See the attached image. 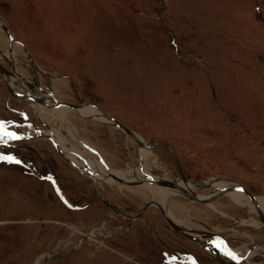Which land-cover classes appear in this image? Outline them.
Listing matches in <instances>:
<instances>
[{"label": "rangeland", "instance_id": "1", "mask_svg": "<svg viewBox=\"0 0 264 264\" xmlns=\"http://www.w3.org/2000/svg\"><path fill=\"white\" fill-rule=\"evenodd\" d=\"M0 20L21 46L0 27V57L15 59L0 63L57 100L99 104L153 147L148 173L173 183L182 173L191 182H241L264 200V0H0ZM36 109L11 98L0 81L7 132L50 134L62 126L63 147H74L66 127L57 118L44 126ZM67 119L87 144L79 150L92 147L108 171L142 168V151L120 130L75 114ZM0 157V264L229 260L176 233L156 207L147 209L152 194L143 186L99 182L48 139L0 140ZM166 201L201 241L218 235L234 252H257L243 263L264 262V231L251 226L259 217L250 209L228 196L211 205L174 195Z\"/></svg>", "mask_w": 264, "mask_h": 264}, {"label": "bare ground", "instance_id": "2", "mask_svg": "<svg viewBox=\"0 0 264 264\" xmlns=\"http://www.w3.org/2000/svg\"><path fill=\"white\" fill-rule=\"evenodd\" d=\"M3 31H5V30L3 29ZM5 33L7 34L6 31H5ZM7 36L9 37L8 34H7ZM11 36H12V34H11ZM9 39H10V37H9ZM13 39H14V37H13ZM10 41L13 42L11 44L14 47H16L17 49L21 48V46L15 44V43H17L15 41V39L14 40L10 39ZM8 55L11 57L12 61L15 60L14 59V53H10V54H7V55L3 54L0 57V59L5 58V60H6ZM0 64H2V63H0ZM35 69L38 70V68H35ZM4 79H5V76H4ZM11 80H12V89H14V91H16L18 93H22L23 89L21 88V86H22L23 83H22V81L19 78H17L16 74H14V76H12ZM15 81H18L21 84L15 82ZM28 91L29 92L27 94H30L31 96H33L35 98L46 99L45 100V104H43V105H40L38 103H33L32 102L33 104H35L37 106L36 110L38 111L39 118L41 117L40 119L42 120L43 123H44V121L48 120V122L50 124H52L55 121V119L57 118L59 120V122H61V124H63V126L66 127L65 130H64V133H66L65 140L68 143L72 142L74 144L73 145L74 147H72L70 145H67V144H66V146L70 147L69 149H71V148L72 149L73 148L77 149L79 151L78 153H73V152H71V150L70 151H69V149L67 150V148H65V146L63 147V144H62L63 143V139L59 135L60 133L58 134V132H59L58 130L60 128H62V126H60V128L57 130L58 132L56 131V129H52L51 130L52 132L50 131V134L52 133L53 137H55V139L58 141V143H60V148H61V151H62V154H63L62 157H65L68 160L73 161V162L77 163L79 166H81L82 168L80 169V171L82 173H84L85 175L91 176V178L93 177L97 181L101 180V179L102 180L106 179L107 181L105 183L116 184L120 189H122L123 187H131V186H126V184H124V183H134V182L143 181V180L152 181L153 179H155L157 181H166V180H163V179L162 180L158 179L156 176L151 175L150 173H148V170L146 169V164H147L148 160L151 158V156L153 155V153H152L153 152L152 151L153 147H151L147 142H145V140L141 136H140V140H141L142 144L144 145V150H142V154H141V163H142V168L141 169L133 171V173L130 172L129 174L123 173V172H119V171H108V170L105 171L103 169V167H102V163H101L100 158L98 157V155L96 154L95 150L92 147L88 146L90 148L88 150L86 149L87 150L86 152H82V150H79V148L77 147V144L80 145L81 147L82 146L86 147L87 144H85L83 141H79L78 140V137H77L76 132H75V128H70V126L68 124V119H67V114H75V115H78V117H80L81 119L88 121L89 120L88 118L90 116L95 117V116L99 115L100 112L98 110H96V109H91V108H86V109L79 110V111H74V110H71V109H68V108H65V107L56 108L55 103L50 99V97H51L50 94L45 92L40 87V85H38V83L35 80H34L33 84H31V87L28 88ZM75 105H78V104H75ZM45 108L50 110V112H48V114H46V115H45V111H44V110H46ZM93 120L106 123L107 125L108 124L112 125L114 128L120 130L114 124L108 122L107 120H105L103 118H94ZM121 132H123V131H121ZM20 136L21 135H19L18 137H20ZM90 170L93 171L96 174V177H94L95 175H93V173H91ZM131 175L133 177L129 178V176H131ZM134 176H135V178H134ZM115 178H117V180ZM118 178L120 180H123V182H120ZM227 184H229V185H227ZM178 185H180L184 189L188 190L189 192H194V193H196L197 191H202V190H206V189H212L213 192H214V193H212V195L201 196V195L197 194L201 198L207 199V198H210V196L216 195L219 192V190L230 186L231 182L222 181L220 179H214V180H208L206 182L203 181V182H186L185 183V182L182 181V179H180L179 182H178ZM142 186L143 185H141V187ZM143 188L145 190H147L148 192H150V194H152L151 198H152L153 202L148 206V208L151 207V206H154L157 209H159V211L160 210H164L166 218L171 219L172 222H174L181 229L186 230V231H190L191 236L196 237V238L198 237L196 234H193L192 225L191 226H187L184 223H182V221H179V219L172 213V211L169 208L170 205L166 201L168 196H170V195L171 196L172 195L179 196V197L182 196V195H180L178 193V191L176 189L174 190L173 188H171L169 186H166V187H160L159 186V187H157V186H149V185H144ZM226 196H228L230 198V200L234 204L240 206L241 208H248V209H250V213H255L256 214V211L254 209V206L252 205V202L249 200V198L246 196V194L242 190H240V189L233 190V191L229 192L228 194H226ZM258 200H259V203L262 206V210L264 212V200L260 199V198ZM194 203H196V202H194ZM176 208H178L177 205H176ZM213 211L215 213L219 214L220 216H223V217L227 218L226 214L220 212L219 210H216V209L213 208ZM160 214L162 215V213H160ZM165 216L162 215V217H164V218H165ZM260 222L261 221H259V220H252V225L251 226L256 227V228H260L261 227V229L264 231V224H262V222L261 223ZM239 225L250 226L247 221H241V222H239ZM93 237H94V235L92 234L88 238H93ZM204 237H205L204 239L206 241V242H204L205 245H208V246L212 247V243L211 242L213 240H212L211 236L209 237V236L205 235ZM188 238H190V237H188ZM216 241L218 242L220 240L216 239ZM235 253H236V258L240 259L241 264H243L242 262H248L250 260V258H253V256L256 255L257 252L255 250L253 251V249H248V247H247L245 249V251L242 250V252L241 251H237ZM240 261H237V263L239 264Z\"/></svg>", "mask_w": 264, "mask_h": 264}, {"label": "water", "instance_id": "3", "mask_svg": "<svg viewBox=\"0 0 264 264\" xmlns=\"http://www.w3.org/2000/svg\"><path fill=\"white\" fill-rule=\"evenodd\" d=\"M0 27L7 32V34L10 37V39L14 40L13 37L11 36L9 31L6 29L5 25L3 24V22L1 20H0ZM29 57H30V60H31V64L34 66V68H38L37 65L35 64L32 56L29 55ZM14 74H16L17 78H19L22 81V83L25 85L26 88L31 87V84L27 81V79L24 78L22 75H20L14 69V67H11L10 69H7L5 66L0 64V80L2 81L3 86L7 89V91H8V93H9L11 98L18 99V100H23V101H31L33 103H38L40 105L45 104V100L46 99H38V98H35V97L31 96L30 94L18 93L16 91H14V89H12V80H11V78H12V76H14ZM4 76H5V79H4ZM50 96H51L50 99L55 103L56 108L65 107V108H68V109H71V110H74V111H79V110H83V109H86V108H91V109L98 110L100 112L99 115H97L95 117L90 116L88 119L89 120H93L94 118H103V119L107 120L108 122L114 124L121 131H123L130 139H132L136 143V145L138 146L140 152L142 150H144V145L142 144V142L140 140V136H138L139 134L136 133L135 131H132L131 129H129L127 126H125L120 121H118L115 118H112L111 116H109L99 104H97L95 102H80V104L74 105V104H69V103H65L63 101L57 100L54 95H50ZM42 124L45 126V124L43 122H42ZM37 138H46V139L50 140L53 143V145L55 146L56 150L59 152V154L61 156H63L61 148H60V143H58V141L55 139V137H53L52 134H47V133H45L44 130H40L38 135H23V136H20V139H6V138H2L0 140L8 142V141H15V140H33V139H37ZM152 151H153V149H152ZM96 154L98 155L97 152H96ZM140 156H141V153H140ZM98 157L102 161L104 167L108 170V167L105 166L104 161L101 159V157L99 155H98ZM63 158L66 159V161H68L75 168H77L79 170L82 168L77 163H75L73 161H70V160H68L65 157H63ZM90 172L93 173V175H95L94 177H96V174L93 171L90 170ZM115 179L117 180V178H115ZM181 179L185 183L186 182H191L184 176L183 173L181 174ZM98 181L99 182H106L107 180L106 179L105 180L101 179V180H98ZM119 181L123 182V180H120V179H119ZM124 184H126V186H141V185H143V186L144 185H149V186H157V187H159V186L160 187L169 186V187L173 188L174 190L176 189L178 191V193L180 195H182L184 198H186L187 200H189L191 202H196V203H199V204H202V205L214 204L221 197L226 196V194H228L229 192H231L233 190H236V189H240L246 194V196L252 202V205L254 206V209L256 211L257 216L259 217V220L262 222V224H264V212L262 210V206L259 203L258 195H256L252 190H250V188L248 186H246L245 184H243L241 182H235V181L231 182L230 186L219 190V192L216 195L210 196V198H207V199L201 198L200 196H198L194 192H189L188 190H186L183 187H181L180 185H178V183H172V182H168V181H157V180L153 179L152 181L143 180V181H138V182H134V183H124ZM160 213H162V215L165 216V211L164 210H160ZM165 219L167 220V222L169 223L171 228L174 229V231H176L177 233L182 234V235L187 236V237H190L191 240H193V241H195L197 243H200L201 245H204V247L209 248L210 250L213 249V251H214V248H210L208 245H205V243L203 241H201V239H198L196 237L191 236L190 231H186V230L181 229L174 222H172L171 219L166 218V216H165ZM211 237L216 238L217 240H221L222 244L225 245L226 251H227L224 254L225 257L231 259L232 261H238L237 258H236V253L234 252V250H232L228 246V244L225 242L226 239L224 240L222 237H220L218 235L217 236L213 235ZM239 264H241V262H239ZM260 264H264V262L260 263Z\"/></svg>", "mask_w": 264, "mask_h": 264}, {"label": "flooded vegetation", "instance_id": "4", "mask_svg": "<svg viewBox=\"0 0 264 264\" xmlns=\"http://www.w3.org/2000/svg\"><path fill=\"white\" fill-rule=\"evenodd\" d=\"M147 209H148V207H147ZM174 230V229H173ZM176 232V231H175ZM192 232H195V231H192ZM177 233V232H176ZM184 236V235H183ZM184 237H186V236H184ZM186 238H188V237H186ZM190 239V238H189ZM193 241V240H192ZM195 242V241H194ZM197 243V242H196ZM212 243V247H210V248H214V251L216 250V251H218V252H220L221 253V258H223V259H226V258H224V254L227 252L226 251V247H225V245H223V244H221V245H218V244H216L215 245V243H213V241L211 242ZM219 243V242H218ZM198 244H200V243H198ZM214 244V245H213ZM201 245V244H200ZM203 246V245H202ZM208 247V246H207ZM212 251H213V249H212ZM238 261H240L239 259H237ZM230 262H233V264H238L237 263V261H232L231 259H226V263L227 264H229ZM241 262V261H240ZM243 263V262H242ZM243 264H246V263H243Z\"/></svg>", "mask_w": 264, "mask_h": 264}, {"label": "snow or ice", "instance_id": "5", "mask_svg": "<svg viewBox=\"0 0 264 264\" xmlns=\"http://www.w3.org/2000/svg\"><path fill=\"white\" fill-rule=\"evenodd\" d=\"M4 136H7L8 139H20V137L16 136L14 133L7 132L4 128L3 123H0V139H2ZM2 159V157H0ZM7 159L12 160L11 157H7ZM16 163H19V161H15Z\"/></svg>", "mask_w": 264, "mask_h": 264}]
</instances>
